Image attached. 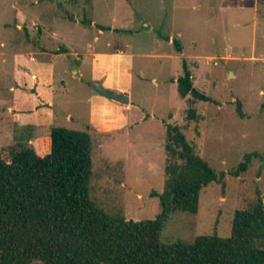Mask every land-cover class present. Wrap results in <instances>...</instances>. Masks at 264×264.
<instances>
[{
  "label": "rangeland",
  "instance_id": "obj_1",
  "mask_svg": "<svg viewBox=\"0 0 264 264\" xmlns=\"http://www.w3.org/2000/svg\"><path fill=\"white\" fill-rule=\"evenodd\" d=\"M51 25L63 27L69 41L56 39L66 45L58 60L54 56L64 46L47 40ZM126 44L136 56L133 128L108 138L92 134L90 200L110 217L153 220L160 212L153 193H162L166 179L165 124L177 125L195 153L225 175L201 191L196 215H169L161 241L189 243L213 232L229 237L234 212L264 192L258 157L233 175L246 154L264 155V0H0V148L22 136L34 140L30 113L9 111L16 103L24 108L22 99L33 88H40L42 99L59 100L51 107L54 126L84 131L89 96L96 92L86 84L87 52ZM11 47L17 57L9 56ZM38 47L46 52L39 54ZM80 58L83 77L74 74ZM182 61L194 87L213 102L178 96ZM190 107L196 120L187 119ZM67 114L73 123H66Z\"/></svg>",
  "mask_w": 264,
  "mask_h": 264
},
{
  "label": "trees",
  "instance_id": "obj_2",
  "mask_svg": "<svg viewBox=\"0 0 264 264\" xmlns=\"http://www.w3.org/2000/svg\"><path fill=\"white\" fill-rule=\"evenodd\" d=\"M173 44L180 53V43ZM95 83L101 85H89ZM176 84L182 99L213 102L194 87L185 61ZM237 114L244 117L240 106ZM186 116L196 120V109L188 108ZM41 149L28 142L0 148V264H264L259 246L264 241V192L234 212L229 237L213 232L189 243L161 241L169 215H196L201 191L225 175L195 153L179 126L165 124L166 179L162 193H153L160 206L153 220L110 217L90 200L88 127H53L46 151ZM253 157L264 163V155L246 154L233 175L244 172Z\"/></svg>",
  "mask_w": 264,
  "mask_h": 264
},
{
  "label": "crops",
  "instance_id": "obj_3",
  "mask_svg": "<svg viewBox=\"0 0 264 264\" xmlns=\"http://www.w3.org/2000/svg\"><path fill=\"white\" fill-rule=\"evenodd\" d=\"M92 26H94V24ZM99 31L100 33H102L101 30ZM47 34L50 36L47 40L51 42V44H53V40L63 42V37L69 44V41L64 35L63 27L57 28L56 26L51 25ZM44 38L45 37H43V40ZM56 39H60L61 41ZM41 42L39 43V45L41 44ZM62 42L61 44L62 46H64V48L61 50H57V52L61 54H56L54 56L56 60L60 59V57L66 54L64 53L66 52V45H64ZM74 43L75 41H73V44ZM124 47L125 49L117 47L113 50H96L87 52V56L90 58V78L86 84L88 85V83L92 81H98L101 83V86L103 88L116 93L127 94L130 99L129 105H122L101 96L97 91H91L88 100L89 112L87 122L81 127L84 130H86V127L89 128L92 142L94 139L92 134H95L97 138L100 136H102V138H108L110 136L129 133L133 128L134 122L131 118L137 107L133 104L131 97L134 88L135 75L133 73V67L136 56L131 52L130 46L128 44H126ZM38 50L39 54H44L46 52V50L42 47H38ZM17 54L18 52H16V50L11 47V55L9 56L17 57ZM81 61V58L77 59L78 69L74 74H79V76L83 77ZM31 78L33 80H37V74L32 73ZM58 85L61 87L59 83ZM59 90L60 88H58V91ZM30 95L27 96V98L22 99V103H24L25 106L24 108L20 107L16 103L14 107L9 109V111L16 110L18 112V116H20V112L23 114L24 112L28 111L30 114H26L27 120L29 121V124L35 125L33 133V136L35 137L33 141H27V139L26 141H24L22 136L20 137L21 139L17 138L18 140H15V142L35 143L43 146L46 144L51 129L53 127H56L54 126V123H56L57 121L54 119L55 117L51 111V107L54 105V101H57L58 99H55V97L54 100L42 99L40 88H33L30 91ZM21 120L22 121L20 122L22 123H28L25 121L24 117H22ZM65 121L66 123H73V118L69 114H67L65 117ZM141 122H144V120L141 119Z\"/></svg>",
  "mask_w": 264,
  "mask_h": 264
},
{
  "label": "water",
  "instance_id": "obj_4",
  "mask_svg": "<svg viewBox=\"0 0 264 264\" xmlns=\"http://www.w3.org/2000/svg\"><path fill=\"white\" fill-rule=\"evenodd\" d=\"M95 90L103 97L115 101L117 103H120L122 105H129L130 99L127 94L124 93H116L113 91H110L108 89L103 88L101 85L95 83L94 84Z\"/></svg>",
  "mask_w": 264,
  "mask_h": 264
}]
</instances>
